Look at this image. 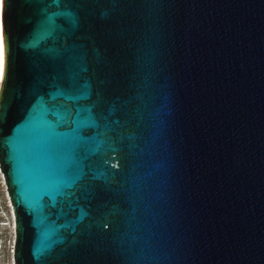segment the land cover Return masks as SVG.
Returning <instances> with one entry per match:
<instances>
[{
	"label": "water",
	"instance_id": "1",
	"mask_svg": "<svg viewBox=\"0 0 264 264\" xmlns=\"http://www.w3.org/2000/svg\"><path fill=\"white\" fill-rule=\"evenodd\" d=\"M3 39L14 264H264V0H3Z\"/></svg>",
	"mask_w": 264,
	"mask_h": 264
},
{
	"label": "rangeland",
	"instance_id": "2",
	"mask_svg": "<svg viewBox=\"0 0 264 264\" xmlns=\"http://www.w3.org/2000/svg\"><path fill=\"white\" fill-rule=\"evenodd\" d=\"M6 187L4 185L3 173L0 169V210H4L7 216H10L6 204ZM5 214L0 215V220H7ZM11 223L0 225V264H14L15 230L12 215ZM8 220H10L8 218Z\"/></svg>",
	"mask_w": 264,
	"mask_h": 264
},
{
	"label": "bare ground",
	"instance_id": "3",
	"mask_svg": "<svg viewBox=\"0 0 264 264\" xmlns=\"http://www.w3.org/2000/svg\"><path fill=\"white\" fill-rule=\"evenodd\" d=\"M0 43H2L3 46V62L2 66H0V87H1V81H2V76H3V69H4V61H5V56H4V39H3V0H0ZM3 173V171L1 170ZM4 178V175H3ZM12 218L14 221V229H15V219H14V213L12 211ZM8 222H2L0 225H7Z\"/></svg>",
	"mask_w": 264,
	"mask_h": 264
},
{
	"label": "snow or ice",
	"instance_id": "4",
	"mask_svg": "<svg viewBox=\"0 0 264 264\" xmlns=\"http://www.w3.org/2000/svg\"><path fill=\"white\" fill-rule=\"evenodd\" d=\"M61 15V13H54L47 17L45 30L48 32L54 31L57 27L55 17ZM3 62V46L0 43V66H2ZM56 135H61L60 133H56Z\"/></svg>",
	"mask_w": 264,
	"mask_h": 264
},
{
	"label": "built area",
	"instance_id": "5",
	"mask_svg": "<svg viewBox=\"0 0 264 264\" xmlns=\"http://www.w3.org/2000/svg\"><path fill=\"white\" fill-rule=\"evenodd\" d=\"M4 185H5V187H6V184H5V182H4ZM5 191H6V204H7V207H8V209H9V214H10V216L12 215V211H13V206H12V203H11V199H10V197H9V195H8V192H7V188L5 189ZM13 213H14V211H13ZM2 214H5L6 216H4V217H6L5 219H7V220H0V223H2V222H5V221H8L9 223H11V218H10V216H7V214H6V212L4 211V210H0V215L2 216ZM8 218L10 219V220H8Z\"/></svg>",
	"mask_w": 264,
	"mask_h": 264
}]
</instances>
